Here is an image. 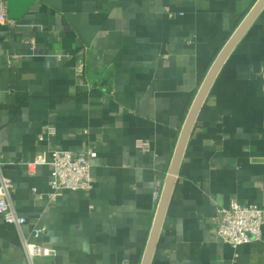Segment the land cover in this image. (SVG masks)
Returning <instances> with one entry per match:
<instances>
[{
	"label": "crops",
	"instance_id": "0c3cea01",
	"mask_svg": "<svg viewBox=\"0 0 264 264\" xmlns=\"http://www.w3.org/2000/svg\"><path fill=\"white\" fill-rule=\"evenodd\" d=\"M3 1L17 25L0 26V162L14 163L3 169L22 234L56 251L36 264H142L189 115L235 40L186 140L150 264H264V227L233 248L214 223L233 202L264 207V0ZM90 148V191L53 198L50 167L32 177L19 165ZM0 264H29L1 215Z\"/></svg>",
	"mask_w": 264,
	"mask_h": 264
},
{
	"label": "built area",
	"instance_id": "2783aa9c",
	"mask_svg": "<svg viewBox=\"0 0 264 264\" xmlns=\"http://www.w3.org/2000/svg\"><path fill=\"white\" fill-rule=\"evenodd\" d=\"M16 26L17 21L11 20L7 14V7L0 0V26ZM84 65L79 66V73H83ZM98 157L97 152L90 148L83 153H72L56 150L48 156L39 154L31 162H20L19 165L27 170L29 176H35L38 168L48 166L51 168L52 197L56 198L63 192L90 191L94 185L92 177V163ZM14 163L0 162V215L4 221L17 228L21 236V244L26 252L29 264H36L39 259H51L56 257V251L45 245L31 242L22 234V228L26 219L20 216L12 202V181L4 175V166ZM218 236L224 243L233 248L259 241L262 238L264 227V207L242 206L236 202L228 208L218 211L214 220ZM46 233V228H35L32 236L40 238Z\"/></svg>",
	"mask_w": 264,
	"mask_h": 264
},
{
	"label": "bare ground",
	"instance_id": "6f19581e",
	"mask_svg": "<svg viewBox=\"0 0 264 264\" xmlns=\"http://www.w3.org/2000/svg\"><path fill=\"white\" fill-rule=\"evenodd\" d=\"M248 25H249V23H247L246 20H245L243 26L240 27V29L235 33V35H237V33L239 34L240 30L244 26L247 27ZM235 35L233 36V38L235 37ZM236 42H237V40H235L231 44V46L224 52V54H222L221 57H220V55H221V53L223 51L220 53V55L218 57L219 61L217 60L218 64L216 65V68L211 73V75L208 77V79L206 81L204 80L205 83L202 86V88H201V90H200V92L198 94L197 100L195 102V105H194V107H193V109H192V111H191V113L189 115L188 122H187L185 130H184V132L182 134L181 141L179 142L178 148L176 150L175 158H174L172 167H171L170 172H169V176H168L169 178L165 182V185H164V188H163V191H162V195H161V198L159 200L156 222H155L154 229H153L150 241H149V246H148V249H147V252L145 254L144 261H143L142 264H150L151 263L152 255H153L154 249L156 247V243H157L156 241H157L158 233L160 231V227H161V224H162V221H163V218H164V215H165V212H166V209H167V206H168V203L170 201V197H171V194H172V191H173V179L175 178V176H176V174L178 172V168H179V164H180V161H181V158H182V154H183V151H184L185 143H186V140L188 139V136H189L190 131L192 129L193 123L195 122V119H196L197 114H198V112H199V110L201 108V105L203 104V101H205L204 99H205V97L207 95V92H208V90H209V88H210V86L212 84V81H213V78H214V74L217 71L218 66L221 63H222V65L224 64L226 58L228 57L230 51L233 49V47L236 44ZM227 45H226V47H227ZM226 47L224 48V50L226 49Z\"/></svg>",
	"mask_w": 264,
	"mask_h": 264
},
{
	"label": "water",
	"instance_id": "95a60500",
	"mask_svg": "<svg viewBox=\"0 0 264 264\" xmlns=\"http://www.w3.org/2000/svg\"><path fill=\"white\" fill-rule=\"evenodd\" d=\"M248 27H249V25L246 27V29H247ZM246 29H245V31H246ZM245 31H244V32H245ZM242 34H243V33H242ZM242 34H241V35H238V36H240V38H241ZM234 35H235V34H234ZM232 38H233V37H232ZM232 38H231V39H232ZM239 40H240V39H239ZM223 50H224V49H223ZM223 50H222V51H223ZM218 57H219V56H218ZM217 60H218V58L216 59V61H215L214 65L212 66V68L215 66ZM222 66H223V65H222ZM222 66H221V67H222ZM212 68L210 69V71L212 70ZM220 69H221V68H220ZM210 71H209V73H210ZM209 73H208V74H209ZM207 76H208V75H207ZM207 76H206V77H207ZM177 146H178V145H177ZM176 149H177V148H176ZM175 154H176V152H175ZM174 158H175V156H174ZM173 161H174V160H173ZM142 263H143V262H142Z\"/></svg>",
	"mask_w": 264,
	"mask_h": 264
},
{
	"label": "rangeland",
	"instance_id": "374dc122",
	"mask_svg": "<svg viewBox=\"0 0 264 264\" xmlns=\"http://www.w3.org/2000/svg\"><path fill=\"white\" fill-rule=\"evenodd\" d=\"M245 29H246V27H245ZM243 30H244V28L242 29V31H243ZM242 31H241V32H242Z\"/></svg>",
	"mask_w": 264,
	"mask_h": 264
}]
</instances>
